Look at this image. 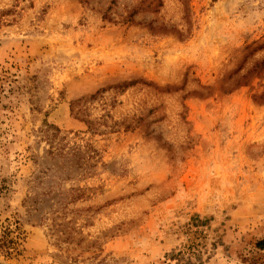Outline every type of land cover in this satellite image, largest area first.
<instances>
[{
  "label": "rangeland",
  "instance_id": "obj_1",
  "mask_svg": "<svg viewBox=\"0 0 264 264\" xmlns=\"http://www.w3.org/2000/svg\"><path fill=\"white\" fill-rule=\"evenodd\" d=\"M0 264H264V0H0Z\"/></svg>",
  "mask_w": 264,
  "mask_h": 264
}]
</instances>
